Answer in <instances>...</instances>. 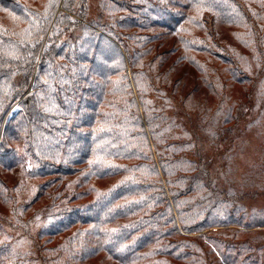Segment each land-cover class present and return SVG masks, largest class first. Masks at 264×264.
Returning a JSON list of instances; mask_svg holds the SVG:
<instances>
[{"label": "trees", "instance_id": "trees-1", "mask_svg": "<svg viewBox=\"0 0 264 264\" xmlns=\"http://www.w3.org/2000/svg\"><path fill=\"white\" fill-rule=\"evenodd\" d=\"M49 2L0 0V42L17 41L18 34L32 25L40 29H33L39 41L35 48L21 47L23 55L32 51L29 63L0 53V168L8 171L20 164L19 146L24 145L26 154L38 163L28 176H53L54 184L61 182L57 189L65 187L64 178L81 170L87 173L77 187L87 184L92 191L93 179L112 177L121 186L83 209L65 210L52 200L47 207L50 216L64 221L43 236L47 237L43 251L51 254L50 264L85 260L91 264L101 252L107 257L99 264L144 259H150L148 264H165L160 255L176 263L185 260L188 244L181 231L230 222H219L212 212L231 200L232 181L227 178L231 164L221 158L225 174L213 179L215 160L202 154L201 145L210 136L228 142L238 135L235 127L243 120L245 103L252 95L255 100L264 97V0H104L100 17L107 12L110 17L102 26L87 21L86 0H52L50 8ZM137 2L139 11L147 8L146 14L132 11L130 6ZM121 11L129 13L124 17ZM223 27L230 36L224 38ZM122 31L126 34L120 37ZM44 45L47 51H42ZM183 67L188 70L181 71ZM46 72L51 73L47 84L41 79ZM250 77L256 83L249 87ZM243 84L248 90L233 91ZM186 87L190 89L185 91ZM164 90H170L167 98ZM149 93L157 94L160 102L145 107L142 97ZM169 97L182 106L188 103V115H195V121L188 122L191 129L169 118ZM102 125L104 132L98 131ZM189 154L194 160L188 159ZM259 163L264 174V152ZM49 183L42 182L41 190ZM200 183L208 192H217L202 212L186 202ZM126 195L133 197L125 204L127 211H112L113 200ZM118 218L128 221L113 234L107 225ZM168 223L169 229L163 230ZM72 224L87 229L58 238L60 230ZM251 225L264 227V222ZM131 232L141 234L128 246V257L134 261L114 253V246L130 238ZM215 238H209L210 244L217 243ZM51 239H58L52 248ZM255 251L259 258L255 263L262 259L264 264V248ZM5 255L0 246V264Z\"/></svg>", "mask_w": 264, "mask_h": 264}, {"label": "rangeland", "instance_id": "rangeland-1", "mask_svg": "<svg viewBox=\"0 0 264 264\" xmlns=\"http://www.w3.org/2000/svg\"><path fill=\"white\" fill-rule=\"evenodd\" d=\"M101 1L104 0H86L85 9L87 21L96 20L102 26L109 22L110 12H107L106 16L104 14L105 17H100ZM127 3L129 2L125 3L126 9L128 8ZM156 4L158 3L156 2ZM134 5L130 6L132 11H139V3H134ZM160 6L164 7V5ZM106 7L109 9L110 5L107 4ZM139 12L146 14L147 8L141 7ZM152 12L156 13V10L152 8ZM111 13L114 14V12ZM127 13L129 12L121 11L119 15L126 17ZM158 13H161V9ZM149 18L151 19L152 16L150 15ZM101 26L97 28L99 29ZM222 31L225 34L224 38H226V35L230 36L229 29L223 27ZM124 34H126V31H122L120 37ZM144 60L145 58L140 61ZM167 66L165 64V68ZM126 70L129 72L127 67ZM180 70L185 71L188 68L183 67ZM247 83L250 87L251 83L254 85L256 82L250 77V82ZM246 84L238 85L233 91H241L242 87L248 90ZM155 86L159 87V83L155 84ZM259 88L263 90L261 89L262 87ZM189 89V87H186L185 91ZM255 89H258V86ZM164 93L165 98H167L170 90H164ZM158 97L155 93H149L147 96L143 95L145 107L147 104L151 105V102L154 104L159 103ZM253 98L254 96L252 95V99L245 103L246 111L243 112V120L238 123V127H235L238 135L227 140L228 142H224L223 139H219L216 136H210L205 138L201 145L202 154L216 161H214V166L211 168V170L215 171L214 175L211 172L212 178L215 175L220 177V174H225V171L221 169L220 164L222 162H219L221 158H223V162L231 164V170L229 169L227 177L232 181L231 200L228 202V206H222L212 212V214L217 215L219 222H229V219L230 222L228 224L230 225L224 223L223 226L200 231H181V234L187 238L185 242L188 244V249H185V251H187L188 255L185 260L183 259L177 263L160 255L165 264H257L255 260L259 258L256 257L258 253L255 250L264 248V227L253 228L251 224L259 221L264 222V174L261 172L263 166L259 165L262 152H264V97L263 99L258 97L256 100ZM169 101L170 105L169 102L166 103V113L169 118L178 119L184 128L187 130L191 129L192 125L188 122H194L195 115H188L190 113L188 103L182 106L179 101L172 102L170 97ZM256 106L258 109L253 110ZM189 109H191V104ZM255 118L258 119L257 122H251ZM216 127L218 128V126H215L214 129ZM18 155L22 157L20 164L8 171H2L0 168V246L6 249L3 264H50L49 256L51 254L49 252L45 253L42 249L44 241H46L45 238H47L43 236L46 232L54 231L61 227L58 224L63 222L64 218L50 216L52 210L47 207L53 205V201H56L57 204H62L65 210L83 209L85 205L96 201L98 198L102 199L109 189L118 188L121 185L115 184L117 181L114 182L112 177L110 179H93L89 182L95 187L92 191L89 190L90 185L87 184L77 187V184H81L84 180L82 178L83 175L87 173L86 170H81L78 174L64 178L62 185H65V187L62 190L57 189L61 182L54 184L53 176L47 177V179L28 176L27 172L31 168H38V163L26 154L24 145L23 147L22 145L19 146ZM188 159L194 160L193 155L189 154ZM160 178L163 183L164 178L161 174ZM45 180H49L50 183L41 190L40 185ZM217 182L215 183L217 184ZM200 185L201 188L196 191L197 193H191L186 202L187 205L196 204L197 210L202 212L203 208L210 202L208 198L215 197L217 192H208L206 188L202 187V183ZM2 187L5 188V192L1 191ZM154 193L148 192L149 195ZM164 195L169 202V191H165ZM55 198L58 200H55ZM215 199L218 200V198ZM132 200L133 197L129 195L116 197L111 203L110 209L112 211L122 210L125 212L128 207L125 204ZM137 200L139 201V199ZM225 213H231L232 216L230 217L229 214ZM127 221V218H118L110 222L107 227L117 230L113 234H119L120 228ZM85 229L87 227L84 225L72 224L61 229L58 238H68L75 232ZM165 229H169V223L167 227L163 228V230ZM131 234L130 238L114 246V253L134 261V257H128V246L132 245L141 234L140 232H131ZM199 237L200 239H198ZM211 237H216L217 243L210 244L209 238ZM57 240L51 239L50 248L55 247ZM122 244L126 245V247L123 251H117ZM105 257H107L106 252H101L90 262L91 264H99V261ZM149 261L150 259L137 260L130 262V264H148ZM82 263L90 264L87 260ZM259 264H263L262 259Z\"/></svg>", "mask_w": 264, "mask_h": 264}, {"label": "snow or ice", "instance_id": "snow-or-ice-1", "mask_svg": "<svg viewBox=\"0 0 264 264\" xmlns=\"http://www.w3.org/2000/svg\"><path fill=\"white\" fill-rule=\"evenodd\" d=\"M52 6V0H50L49 4L47 5V7H51ZM195 7L197 8V10L199 11L201 9V5L197 4L195 5ZM4 11H8V9H4ZM193 18H189V20L191 21ZM33 29H35V31H39V26L37 25H32L30 26L28 29H25L22 33L18 34L19 35V39L15 42H10V43H3L0 42V53L3 54L4 57H10L13 60H23L24 63H29V57L33 56V53L31 50L27 51L26 55H23L21 53V47L22 46H27V45H31L32 48L36 47V44L39 43V41L34 37V32ZM42 39V37L40 38ZM42 51H47V45H44L42 48ZM36 59H39V57H35ZM13 75H15V73H13ZM51 77V73L46 72L44 77H41V79L44 80V82L47 84L48 83V78ZM49 88H51V85H49ZM45 95V94H42ZM41 107H44L43 105H41ZM45 111L50 110L49 108L45 107L44 108ZM100 132H104L105 128L102 125L99 130ZM125 134H127L125 132ZM29 167H31V165H29ZM112 232H116V229H111ZM126 247V245H121L117 251H123V249Z\"/></svg>", "mask_w": 264, "mask_h": 264}]
</instances>
